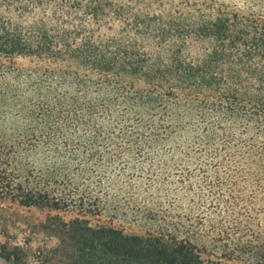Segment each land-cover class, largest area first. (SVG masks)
<instances>
[{
  "label": "trees",
  "instance_id": "16d2710c",
  "mask_svg": "<svg viewBox=\"0 0 264 264\" xmlns=\"http://www.w3.org/2000/svg\"><path fill=\"white\" fill-rule=\"evenodd\" d=\"M0 1L38 11L0 19V201L94 212L88 162L136 151L152 164L140 208L152 231L49 217L53 264H264L262 12L217 0L128 7L119 35L81 37L62 21L76 0ZM83 8L94 19L111 12L99 1ZM21 253L0 243L3 261L19 264Z\"/></svg>",
  "mask_w": 264,
  "mask_h": 264
},
{
  "label": "rangeland",
  "instance_id": "374dc122",
  "mask_svg": "<svg viewBox=\"0 0 264 264\" xmlns=\"http://www.w3.org/2000/svg\"><path fill=\"white\" fill-rule=\"evenodd\" d=\"M69 1V0H67ZM90 1H96L102 5L109 7L111 12L99 9L98 16L92 17L85 13L86 6ZM102 1V2H101ZM181 0H76L74 3H80L78 10L71 9L68 11L67 18L62 21H73L75 30L79 36H94L102 37L119 35L121 24L119 17L122 16L125 9L148 7L150 12L157 11L163 6L177 5ZM223 2L229 7L235 8L242 12H253L264 14V0H217ZM262 4H259V2ZM41 10V14H42ZM38 13L37 9L27 8L26 5L9 7L0 1V19H11L13 22L25 23L28 18H32ZM97 20V21H96ZM119 33V34H118ZM124 35V34H122ZM17 65H29L27 60L17 59ZM126 149L120 147L113 149L110 154L123 155ZM101 150L100 153H105ZM81 168L86 160L79 158ZM98 162V161H97ZM138 156L134 151V156L130 159H117L112 162L109 158L104 159V165H99L93 161L88 162L85 166L89 170V178L85 177L86 182L83 184L85 189L84 197H88L93 202L94 197L98 196L101 201L100 208L92 212L89 208H83L82 212L78 209L49 210L38 209L35 207L26 208L17 204L0 201V243L6 242L9 245H18L22 249L19 264H53L48 251L56 245V238L52 233L44 228V223L49 217L58 216L64 220H69L77 214L84 216L92 225H111L118 229H122L127 234H143L152 231L151 221H145L142 218L141 205L145 200L144 184L151 186L154 182L148 178L149 166L152 164ZM154 167L156 162L153 161ZM96 176H95V172ZM113 180V187L110 185ZM100 182V185L99 183ZM172 185V184H171ZM174 186V185H172ZM100 187V188H98ZM97 189V190H96ZM100 189L101 193L96 192ZM173 189L168 185L165 187L167 196L163 197L166 206H170L173 201ZM107 190V197L104 192ZM122 191V192H121ZM121 192V193H120ZM111 195L118 199V205L109 202L105 206V201L110 200ZM149 196V195H148ZM184 198V194H180ZM103 203V204H102ZM140 206V207H139ZM115 207V208H114ZM0 264H11L0 259Z\"/></svg>",
  "mask_w": 264,
  "mask_h": 264
}]
</instances>
